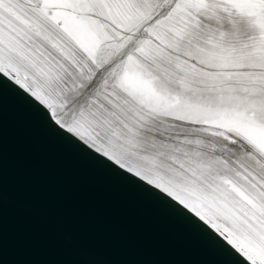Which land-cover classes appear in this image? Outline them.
Wrapping results in <instances>:
<instances>
[{"label": "snow or ice", "instance_id": "1", "mask_svg": "<svg viewBox=\"0 0 264 264\" xmlns=\"http://www.w3.org/2000/svg\"><path fill=\"white\" fill-rule=\"evenodd\" d=\"M5 84L264 264V0H0Z\"/></svg>", "mask_w": 264, "mask_h": 264}, {"label": "water", "instance_id": "2", "mask_svg": "<svg viewBox=\"0 0 264 264\" xmlns=\"http://www.w3.org/2000/svg\"><path fill=\"white\" fill-rule=\"evenodd\" d=\"M149 187L0 87V264H232Z\"/></svg>", "mask_w": 264, "mask_h": 264}]
</instances>
